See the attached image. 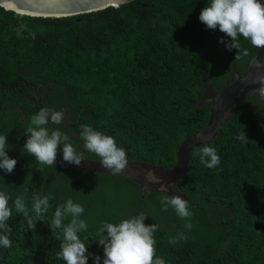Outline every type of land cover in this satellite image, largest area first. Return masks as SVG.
Returning <instances> with one entry per match:
<instances>
[{
	"label": "trees",
	"instance_id": "obj_1",
	"mask_svg": "<svg viewBox=\"0 0 264 264\" xmlns=\"http://www.w3.org/2000/svg\"><path fill=\"white\" fill-rule=\"evenodd\" d=\"M208 2L132 0L64 17L30 16L0 6V135L7 134L6 151L17 159L12 173L0 169V190L12 193L13 209L8 221L12 246L0 245V264H66L56 255L62 231L53 234L49 223L56 207L69 198L85 208L81 218L88 228L78 235L103 264L99 229L132 214L92 209L100 189L91 184V173L67 169L65 181L52 174L58 166H42V172L35 157L23 151L26 141L19 142L29 135L25 130L31 117L41 108H55L44 98L39 105L37 95L48 87L50 97L66 99L75 113L73 124L112 135L126 149L128 161L174 166L179 144L208 121L210 105L200 104L205 87L221 89L235 68L244 73L257 50L241 37V49L249 54L235 60L238 50L219 42L230 38L199 20ZM253 98L243 100L213 141L192 151L186 176L174 184L192 203L191 217L182 219L171 206L165 210V192L137 199V182L123 178L136 187L134 198L114 186L122 209L128 213L133 207L136 216H147L146 225H158L156 256L165 264H264V99ZM244 132L246 142L237 138ZM204 146L216 149L217 167L201 163ZM105 177L117 176L98 174L99 180ZM46 195L50 207L32 231L12 201L24 198L35 219L34 198ZM173 218L182 229L165 230ZM187 223L195 231L183 232ZM169 238L178 242L171 244ZM88 264H94L92 255Z\"/></svg>",
	"mask_w": 264,
	"mask_h": 264
},
{
	"label": "clouds",
	"instance_id": "obj_2",
	"mask_svg": "<svg viewBox=\"0 0 264 264\" xmlns=\"http://www.w3.org/2000/svg\"><path fill=\"white\" fill-rule=\"evenodd\" d=\"M199 20L208 29L219 28L220 32L230 38L226 42L224 37H221L219 42L224 44L229 51L238 50L235 60L249 54L247 49H241V37L250 41L256 49L264 48V3L261 0H209L208 6L201 10ZM253 82L261 85L255 92L260 99H264V75L258 76ZM64 120V110L50 111L48 108H41L31 117V126L25 130L29 135L23 145V151L35 157L36 164L42 172V166L56 165L61 145H63V162L80 166L85 159L84 153L78 151L77 146L71 142L68 132L61 131L58 127L54 129L47 127L49 122L58 126ZM79 138L84 142L83 148L98 156L101 166L112 174H120L128 166L126 149L118 146L112 135L85 124L81 126ZM237 138L245 142L248 139L245 132ZM8 147L10 146L7 143V134L0 135V169L10 174L17 165V159L8 155L6 151ZM200 160L206 167L215 168L220 163V156L215 148L204 146L200 152ZM146 178L151 183L160 182L151 171L148 172ZM11 199V192L0 190V231L3 233L0 234V245L5 248L12 246L9 238L12 227L8 224L13 214V209L9 206ZM12 203L15 210L27 219L28 228L32 231L36 230L37 222L42 221L44 213L50 207L48 195L43 198L35 197L32 208L36 214L34 219L29 215L24 198L17 196ZM161 203L165 205V210L167 206L174 208L182 219L192 215L188 200L180 194L165 196ZM84 212L85 208L81 204L74 203L69 198L64 204L56 207L49 223L53 234L57 229L62 231L61 250L56 255L58 259L62 258L66 261V264H88L89 255H92L94 264H100L101 257L88 253L87 246L78 235L79 232L88 228L87 221L81 218ZM146 217L141 213L138 216L125 218L119 223H103L99 229L101 236L97 240L104 250L103 264H165L163 258L156 256L154 237L158 231V225L156 223L146 225ZM66 220L67 223H65ZM185 227L190 229L191 223L185 224ZM105 231L106 236L103 235ZM181 238H184L183 234ZM56 239L59 240L60 237L57 236ZM177 242V238H169V243L176 244Z\"/></svg>",
	"mask_w": 264,
	"mask_h": 264
},
{
	"label": "water",
	"instance_id": "obj_3",
	"mask_svg": "<svg viewBox=\"0 0 264 264\" xmlns=\"http://www.w3.org/2000/svg\"><path fill=\"white\" fill-rule=\"evenodd\" d=\"M130 1L132 0H0V6L30 16L64 17L102 10L110 6L119 7ZM261 2L264 3V0ZM260 75H264V48L256 50L244 73L235 68L232 78L227 80L221 89L214 90L213 86L205 87L200 104L207 105L206 102L210 105L208 121L179 144L177 162L174 166L166 168L150 161H129L126 169L115 176L137 182L141 187L142 198L162 191L170 196L180 194L189 202L184 192L174 189V184L186 176L190 165V154L196 148L209 144L220 134L232 113L245 98L254 96L253 102L261 100L255 92L261 85L253 82ZM27 139L28 137H25L19 144H23ZM56 164L87 173L112 174L101 166L99 159H84L80 166H76L63 162L62 156L57 155ZM149 171L157 176L159 183H151L147 180ZM191 205L192 203L189 207Z\"/></svg>",
	"mask_w": 264,
	"mask_h": 264
},
{
	"label": "flooded vegetation",
	"instance_id": "obj_4",
	"mask_svg": "<svg viewBox=\"0 0 264 264\" xmlns=\"http://www.w3.org/2000/svg\"><path fill=\"white\" fill-rule=\"evenodd\" d=\"M38 85H44L43 82H38ZM34 86L36 87V84H34ZM44 89H47V91H45L44 93H40L39 95H37V98L36 100L38 101V104L39 105H43L41 99L44 98L45 100H48V101H51V105H53L55 108H49L50 111H60V110H64L65 112V120L60 124V125H53L51 122H50V129H54V128H59L61 131H66L68 132L69 136H70V140L71 142L74 144V146H77V150L78 151H81L84 153V158L85 159H90V160H97L99 159L98 156H96L94 153H91V152H87L84 148H83V140H81L79 138V133H80V128H77V125L73 124V121H74V111L68 106L67 104V100L66 99H63L61 96H58L57 99L55 98H52L48 95V87H45ZM43 88L39 89V91L41 90H44ZM56 109V110H55ZM23 118H26V114H24V117ZM100 131V130H98ZM28 137V136H27ZM62 147L63 145L60 146V149L58 150V155L60 156H63V153H62ZM95 157V158H94ZM55 166H58V167H55V168H52L53 171H52V174L55 175V176H60L59 178L60 179H64L65 181H67V169L69 168H66V167H63V166H60V165H55ZM75 170V169H74ZM92 174V180L90 181L91 184L93 186H95L96 184H93L94 182L95 183H98V187L100 189V193L96 194V196H98L99 198L95 197V201L98 203H95V207H93L92 209H103V210H106L108 214H118V215H127L130 217L131 216H136L135 215V212L136 210L132 207V208H128V213L125 211V208L122 209L121 208V205L119 204H116L115 202V199H113L111 196H108L107 194V190H109L110 188L113 189L114 186H121L120 188H124L127 193H123L125 195H128V196H131L132 198L135 197L136 195V187L130 183V182H127L125 181V179L123 178H120V177H105L106 180H99L98 178V174L99 173H91ZM62 177V178H61ZM62 179V180H63ZM109 185V186H107ZM112 186V187H110ZM140 188V187H139ZM96 189H93V191H95ZM140 190V195H137L136 198L137 199H141L142 197V192H141V189ZM95 193V192H94ZM94 201V200H93ZM189 204H191L189 202ZM199 215L202 220H203V217L202 215L200 214H197ZM195 228L194 227H191L190 229H186L187 232H192V230H194Z\"/></svg>",
	"mask_w": 264,
	"mask_h": 264
},
{
	"label": "rangeland",
	"instance_id": "obj_5",
	"mask_svg": "<svg viewBox=\"0 0 264 264\" xmlns=\"http://www.w3.org/2000/svg\"><path fill=\"white\" fill-rule=\"evenodd\" d=\"M205 104L209 105V103H206V102H205ZM115 191H116L115 189H109V190H107V194H108V196H111L113 199H115V201L120 205L122 199L117 197V194L115 193ZM194 216H195L196 220H199V221L202 220V218L199 215L195 214ZM159 221H161V220L157 219L155 222H159ZM176 221H178V220L176 218H173L170 222V223H173V225H170V226L166 225L165 230L173 231L177 228L182 229V228H180L181 226L178 223H176ZM194 231H195V229H194ZM183 232L186 233L187 232L186 229L183 230ZM187 233H189V232H187ZM199 233L200 232H195V234L198 236H199Z\"/></svg>",
	"mask_w": 264,
	"mask_h": 264
}]
</instances>
